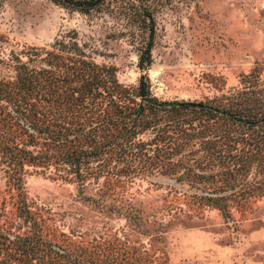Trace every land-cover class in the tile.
<instances>
[{
    "label": "rangeland",
    "instance_id": "374dc122",
    "mask_svg": "<svg viewBox=\"0 0 264 264\" xmlns=\"http://www.w3.org/2000/svg\"><path fill=\"white\" fill-rule=\"evenodd\" d=\"M153 2L143 68L130 0L89 12L0 0V77L58 37L111 76L77 112L55 116L71 140L17 166L18 183L0 154V264H264V122L184 109L182 126L158 134L132 119L142 76L159 101L217 103L253 81L264 102V0Z\"/></svg>",
    "mask_w": 264,
    "mask_h": 264
},
{
    "label": "trees",
    "instance_id": "16d2710c",
    "mask_svg": "<svg viewBox=\"0 0 264 264\" xmlns=\"http://www.w3.org/2000/svg\"><path fill=\"white\" fill-rule=\"evenodd\" d=\"M54 1L72 10L89 12L99 9L106 0ZM130 1L136 9L138 26L144 31V35L137 40L133 36L132 40L137 46V64L145 68L152 62L155 4L153 0ZM27 52L26 61L18 55L15 57L14 76L0 77V154L12 164V177L17 183L21 178L17 166L22 167L24 163L42 164L49 157V148L63 146L71 140L66 133L71 123H60L65 128L61 131V128L55 127V116L66 111L77 112L83 102L94 96L98 87L111 78L101 65L85 53L75 38L58 37L50 48L34 47ZM248 85L247 89L237 91L227 96V100L217 103L159 101L150 93L149 84L142 76L135 94L142 102L133 113V126L143 129L152 127L159 134L167 125L182 126L180 113L187 109L222 116L233 122L240 121L251 128L264 122V102L254 95V82L250 81ZM212 200L218 206H223L217 197Z\"/></svg>",
    "mask_w": 264,
    "mask_h": 264
}]
</instances>
